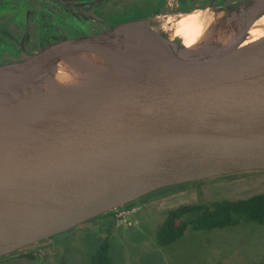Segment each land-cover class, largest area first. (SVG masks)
Wrapping results in <instances>:
<instances>
[{"label": "water", "instance_id": "water-1", "mask_svg": "<svg viewBox=\"0 0 264 264\" xmlns=\"http://www.w3.org/2000/svg\"><path fill=\"white\" fill-rule=\"evenodd\" d=\"M212 10L236 33L208 53L138 21L0 65V258L163 188L264 170V38L239 47L264 0ZM91 50L110 65L43 89Z\"/></svg>", "mask_w": 264, "mask_h": 264}, {"label": "rangeland", "instance_id": "rangeland-1", "mask_svg": "<svg viewBox=\"0 0 264 264\" xmlns=\"http://www.w3.org/2000/svg\"><path fill=\"white\" fill-rule=\"evenodd\" d=\"M9 2L11 5L22 3L21 0ZM20 7L25 6L21 4ZM46 12L50 11L43 6H34L29 11L30 17L23 22L26 32H35V37L28 38L29 42L44 44L42 38L48 35L44 36V33L53 30L52 21L43 17ZM55 15L61 18L58 19L62 26L57 27L60 32L78 33L79 18L70 6L63 7ZM15 22L22 23V17L15 18ZM172 31H175L174 27ZM4 32L6 30L0 32V61L13 53L12 40ZM11 35L13 41L19 37ZM255 194H264V170L163 188L65 233L0 258V264H90L97 244L104 238L108 239L113 264H264V226L245 220L211 231L196 232L187 228L181 239L166 247H159L155 241L157 227L169 209L198 202L246 199Z\"/></svg>", "mask_w": 264, "mask_h": 264}, {"label": "flooded vegetation", "instance_id": "flooded-vegetation-1", "mask_svg": "<svg viewBox=\"0 0 264 264\" xmlns=\"http://www.w3.org/2000/svg\"><path fill=\"white\" fill-rule=\"evenodd\" d=\"M11 0H0V32H4L11 41V52L0 65L21 62L50 48L95 39L102 34L115 30L123 25L145 21L154 29H161L166 38L173 33V25H166L168 17H173V24L181 15L188 14L197 8H222L246 0H21V4L11 5ZM70 6L77 13L78 33L59 31L62 26L59 14L63 7ZM46 7L50 12L43 14L46 21H52L53 30L44 33V44L29 42V37H35V32H26L24 21L30 17L29 11L33 7ZM55 13V14H54ZM22 17V23L15 22V18ZM61 19V18H60ZM48 25V24H46ZM167 29V30H165ZM17 40L13 41L11 33ZM73 34V35H71ZM42 41V40H41ZM178 42L180 38L178 37Z\"/></svg>", "mask_w": 264, "mask_h": 264}, {"label": "trees", "instance_id": "trees-1", "mask_svg": "<svg viewBox=\"0 0 264 264\" xmlns=\"http://www.w3.org/2000/svg\"><path fill=\"white\" fill-rule=\"evenodd\" d=\"M164 215L155 234L159 247L169 246L181 239L187 228L196 232L211 231L235 226L241 220L264 226V194H255L246 199L181 205L167 210ZM90 264H113L107 238L97 244Z\"/></svg>", "mask_w": 264, "mask_h": 264}, {"label": "bare ground", "instance_id": "bare-ground-1", "mask_svg": "<svg viewBox=\"0 0 264 264\" xmlns=\"http://www.w3.org/2000/svg\"><path fill=\"white\" fill-rule=\"evenodd\" d=\"M213 11L217 14L222 13L217 12L216 10ZM261 16H264V13ZM261 16H259L257 19H259ZM222 17H220L217 22L212 25V27L207 33H205V36L197 45L191 49H186L188 53H199L201 48H203L204 53H208L216 47L223 48L227 45V43H229L236 33V28L231 25L222 24ZM181 18L182 17L180 16L178 19ZM246 37L247 32L245 33L242 41ZM179 38L180 41H182V38L186 37L182 33V36ZM239 47H241V43ZM180 56L182 55L180 54ZM110 63V58L105 53L98 50L85 51L70 57L63 58L57 63L55 76L46 81L43 89L48 93H57L66 89L74 88L87 82L96 70H98L100 67L110 65ZM57 77H59V79Z\"/></svg>", "mask_w": 264, "mask_h": 264}, {"label": "clouds", "instance_id": "clouds-1", "mask_svg": "<svg viewBox=\"0 0 264 264\" xmlns=\"http://www.w3.org/2000/svg\"><path fill=\"white\" fill-rule=\"evenodd\" d=\"M178 15H181L182 18L173 25L175 31L173 32V36L170 37V40H173L175 37H181L183 33L186 38H182L181 48L191 49L200 42L205 36V33L208 32L212 25L215 24L224 13L217 14L211 8H197L187 15ZM173 19V17L169 16L166 25H172ZM260 26H264V16L255 20L248 28L247 37L241 42V47L255 43L264 38V27ZM57 78L59 79V77Z\"/></svg>", "mask_w": 264, "mask_h": 264}]
</instances>
